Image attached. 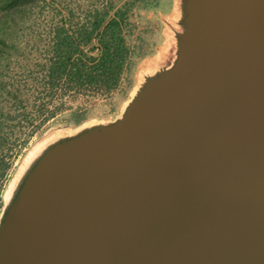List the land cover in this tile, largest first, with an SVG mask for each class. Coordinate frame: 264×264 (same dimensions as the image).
I'll return each instance as SVG.
<instances>
[{
  "label": "water",
  "instance_id": "obj_1",
  "mask_svg": "<svg viewBox=\"0 0 264 264\" xmlns=\"http://www.w3.org/2000/svg\"><path fill=\"white\" fill-rule=\"evenodd\" d=\"M186 9L120 120L43 150L0 264H264V0Z\"/></svg>",
  "mask_w": 264,
  "mask_h": 264
},
{
  "label": "rangeland",
  "instance_id": "obj_2",
  "mask_svg": "<svg viewBox=\"0 0 264 264\" xmlns=\"http://www.w3.org/2000/svg\"><path fill=\"white\" fill-rule=\"evenodd\" d=\"M124 1L115 2L119 6ZM102 2L34 0L27 4L22 17L15 16L7 25L4 40H0V114L4 120L0 128V159L10 160L11 165L0 179V215L10 180L32 148L58 135L66 139L117 122L147 79L170 69L178 58L179 38L187 23V0H131L127 39L138 46L137 55L142 56H135L131 70L116 89L108 93L69 90L46 95L41 70L54 22L52 6L65 10V6H101ZM75 12L78 15L77 9ZM74 111L82 113L79 122L73 119ZM26 139V145H22Z\"/></svg>",
  "mask_w": 264,
  "mask_h": 264
},
{
  "label": "trees",
  "instance_id": "obj_3",
  "mask_svg": "<svg viewBox=\"0 0 264 264\" xmlns=\"http://www.w3.org/2000/svg\"><path fill=\"white\" fill-rule=\"evenodd\" d=\"M34 0H0V40L14 17H22L27 4ZM104 0L101 6L87 4L76 8L53 5L54 22L49 29L48 49L42 64V91L50 97L57 91L104 92L116 89L131 70L138 46L127 39L128 12L131 0L117 5ZM77 9V12L75 10ZM0 113L1 110H0ZM54 111L50 114L53 115ZM79 122L82 113L74 111ZM0 114V128L2 127ZM30 135V134H29ZM28 139V138H27ZM26 140L22 145H26ZM10 160L0 159V179L5 176Z\"/></svg>",
  "mask_w": 264,
  "mask_h": 264
},
{
  "label": "bare ground",
  "instance_id": "obj_4",
  "mask_svg": "<svg viewBox=\"0 0 264 264\" xmlns=\"http://www.w3.org/2000/svg\"><path fill=\"white\" fill-rule=\"evenodd\" d=\"M159 60H161V58ZM56 139L58 141L63 138H61V136L58 135L57 137L51 140L49 139L45 141L44 143L42 141V143H40L36 148L34 149L32 148L33 150L31 149V151L27 154L23 163L19 167V170L17 171V173H15L16 175L13 176V178H11L10 184L4 195V207L0 215V224L4 222L6 215L8 214L9 210L11 209L13 205V201L15 199L16 194L19 193L18 191L23 185L25 179L28 178V176L33 171L34 167L36 166V161L38 160L39 156L41 155L43 150H45L49 145H51L52 143H55Z\"/></svg>",
  "mask_w": 264,
  "mask_h": 264
}]
</instances>
